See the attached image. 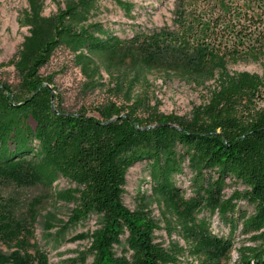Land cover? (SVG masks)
<instances>
[{
  "label": "trees",
  "instance_id": "1",
  "mask_svg": "<svg viewBox=\"0 0 264 264\" xmlns=\"http://www.w3.org/2000/svg\"><path fill=\"white\" fill-rule=\"evenodd\" d=\"M97 1L45 16L44 0H27L28 35L13 62L19 82L0 81V245L12 250L0 264H48L31 243L48 198L74 205L68 225L100 220L75 237L90 239L81 264H231L233 250L234 264H264V78L228 69L264 57V0H175L173 26L128 39L87 23ZM62 45L90 78L101 63L131 69L116 85L127 87L125 99L96 107L97 117L64 110L40 72ZM144 70L204 87L207 101L189 115L164 114L131 94ZM142 161L164 229L184 247L155 242L160 227L145 201L134 211L124 204L127 173ZM60 179L74 187L53 192ZM8 187L44 195L3 196ZM213 217L227 235L214 231ZM239 226L256 247H234Z\"/></svg>",
  "mask_w": 264,
  "mask_h": 264
},
{
  "label": "rangeland",
  "instance_id": "2",
  "mask_svg": "<svg viewBox=\"0 0 264 264\" xmlns=\"http://www.w3.org/2000/svg\"><path fill=\"white\" fill-rule=\"evenodd\" d=\"M70 1L77 0H44L45 16H50L63 9ZM28 8L27 0H0V81L12 85L19 82L13 62L21 47L24 37L28 35V27L23 24V14ZM175 0H99L91 9L88 24H96L108 34L121 39L131 38L139 32H152L173 26ZM231 72H249L264 78V57L254 62H238L229 64ZM43 76L53 79L55 93L64 110L76 112L85 110L90 116H96L95 108L112 100L125 99L127 87L116 90L118 79L125 76L130 79L134 75L131 69H106L101 63L98 75L90 78L82 70L76 59V54L68 47H58L50 61L40 70ZM207 87V85H205ZM141 94L146 97L147 104L164 114L174 113L179 116L189 115L194 106L207 101V89L196 87L179 76L159 71H142L131 94ZM74 185L60 179L53 187V192L72 188ZM234 188L226 190L228 194ZM19 195L23 199L43 196L44 191L38 188L17 190L8 187L2 190V195ZM125 206L134 211L143 201L148 205L152 218L158 223L159 230L154 232L155 242L168 248L172 243L184 247V242L175 234L168 235L161 218L162 209L152 196L150 190L149 168L145 161L136 162L126 176ZM243 207L249 212L252 208L246 203ZM74 205L48 198L39 209V217L34 225L32 244L45 253L48 264H81V257L87 254L90 239L75 238L81 234H90L99 228L97 216H91L87 221L78 225H68L70 211ZM213 229L221 234H228L229 228L222 224L217 217H213ZM250 235H244L241 227L233 235L235 248L256 247L250 241ZM120 251V248H117ZM12 252L4 245H0V253L9 255ZM35 249L30 253L34 254ZM239 255L232 252L231 264ZM91 262L88 257L86 264Z\"/></svg>",
  "mask_w": 264,
  "mask_h": 264
}]
</instances>
